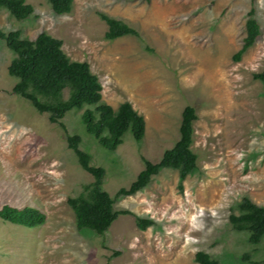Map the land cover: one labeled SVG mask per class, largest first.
Returning a JSON list of instances; mask_svg holds the SVG:
<instances>
[{
    "label": "rangeland",
    "instance_id": "374dc122",
    "mask_svg": "<svg viewBox=\"0 0 264 264\" xmlns=\"http://www.w3.org/2000/svg\"><path fill=\"white\" fill-rule=\"evenodd\" d=\"M25 2L34 11L21 21L0 8V30L60 39L65 54L98 77L102 101L114 109L130 102L145 133L136 141L128 130L109 151L85 131L82 110L65 113L66 130L51 123L12 91L17 79L7 67L14 53L0 39V207L32 206L46 215L33 228L0 219V264H197L198 251L219 264L260 262L264 239L250 244L228 217L243 197L264 205V85L252 79L264 67V0H73L62 16L47 0ZM251 7L261 34L234 61ZM99 12L139 37L106 40ZM186 105L197 115V168L182 191L178 171L163 168L141 191L115 198V210L132 214L119 215L102 235L78 230L67 199L94 178L78 164L67 134L80 135L79 148L105 168L102 188L114 197L143 168L142 157L157 162L177 141ZM135 216L154 224L141 230Z\"/></svg>",
    "mask_w": 264,
    "mask_h": 264
},
{
    "label": "trees",
    "instance_id": "16d2710c",
    "mask_svg": "<svg viewBox=\"0 0 264 264\" xmlns=\"http://www.w3.org/2000/svg\"><path fill=\"white\" fill-rule=\"evenodd\" d=\"M51 12L56 16L69 14L73 0H47ZM0 8L6 9L17 20L29 18L34 11L25 0H0ZM100 19L107 25L104 33L106 40L123 36L139 37L138 31L124 21L110 17L102 12ZM245 36L241 47L232 56L239 61L261 34L260 26L254 17V8L247 12ZM0 39L14 53L7 71L17 79L12 91L26 99L39 113H47L48 120L66 130L61 121L71 109H79L85 131L92 135L100 146L115 151L122 143L124 134L130 130L132 137L140 141L145 133V120L131 105L124 101L115 109L102 101V86L98 77L92 73L87 62L73 61L62 50V41L45 31L39 32L33 39L21 36L20 30L3 32ZM147 50H150L146 47ZM252 79L264 85V67L252 74ZM67 91L64 97V91ZM197 119L195 109L186 105L181 112L179 137L173 146L166 149L160 160L151 162L142 157L143 168L128 187L119 188L115 196L102 188L105 168L92 163L90 154L79 148L81 137L67 134L68 147L77 157L80 167L91 174L94 180L83 185L82 191L68 197L67 205L73 211L78 230L88 229L104 234L119 215L132 214L127 209L115 210V198L133 195L144 189L153 176L163 168L178 171V188L182 191V182L197 168V154L191 149L193 142V122ZM0 219L19 226L33 228L41 226L46 215L36 207H16L4 204L0 207ZM230 226L237 232L247 233V241L258 245L264 239V205H257L248 197L237 204V211L229 214ZM136 226L145 230L154 224L150 218L135 216ZM117 255L118 252H115ZM250 261L249 255L243 256ZM194 260L197 264H219V261L204 251H198ZM251 264H264L250 261Z\"/></svg>",
    "mask_w": 264,
    "mask_h": 264
}]
</instances>
